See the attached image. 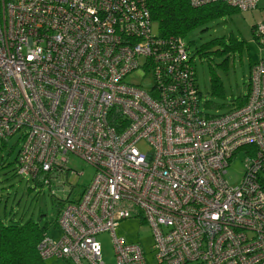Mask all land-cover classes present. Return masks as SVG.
Segmentation results:
<instances>
[{
	"label": "built area",
	"instance_id": "built-area-1",
	"mask_svg": "<svg viewBox=\"0 0 264 264\" xmlns=\"http://www.w3.org/2000/svg\"><path fill=\"white\" fill-rule=\"evenodd\" d=\"M212 1L246 11L259 0H190ZM153 25L145 0H0V138L19 136L17 174L51 185L72 170L69 154L94 168L81 194L58 199L59 232L37 252L104 264L96 236L108 232L116 264H151L115 233L139 217L154 264H264V60L241 105L205 114L185 42ZM254 32L264 44V24ZM239 151L246 168L231 186Z\"/></svg>",
	"mask_w": 264,
	"mask_h": 264
},
{
	"label": "rangeland",
	"instance_id": "rangeland-1",
	"mask_svg": "<svg viewBox=\"0 0 264 264\" xmlns=\"http://www.w3.org/2000/svg\"><path fill=\"white\" fill-rule=\"evenodd\" d=\"M253 24H264V0H259L251 10H239L231 16L213 18L190 29L183 36L184 42L188 44L187 51L193 56L196 83L201 94L199 108L203 113H225L244 101L248 92L250 66L264 60V45L257 37L258 32L255 33L254 28L252 29ZM152 30L153 33H158L155 23ZM261 37L264 35L260 34V39ZM222 38L223 42L220 41ZM232 40L241 41L242 44L239 48L233 47L229 54L220 53ZM212 42L214 44H210ZM201 47H206L205 54L197 52ZM211 68L221 78V86L217 92H212ZM125 80L133 83L140 81L147 88L151 85L150 76L140 77L135 73L126 76ZM18 140V134L7 138L3 143L0 139V216L4 218L5 213L19 223L31 218L41 226L49 223V233L58 234V227L52 224L56 215L55 199H63L71 188L70 197L81 194L92 179L94 168L75 154H69L66 165L72 170L67 175L63 173L60 180L51 185L37 186L31 178L13 173V167H16L14 158L20 147ZM138 147L142 151L148 150L143 142ZM246 163L243 151L234 154L229 161L224 176L231 186L241 182ZM115 233L123 236L128 243L141 244L150 263H155L152 230L146 222H142L139 217L122 220ZM96 238L101 246L103 263L116 264L111 234L102 232ZM45 264L68 263L62 259L49 258L45 259Z\"/></svg>",
	"mask_w": 264,
	"mask_h": 264
},
{
	"label": "trees",
	"instance_id": "trees-1",
	"mask_svg": "<svg viewBox=\"0 0 264 264\" xmlns=\"http://www.w3.org/2000/svg\"><path fill=\"white\" fill-rule=\"evenodd\" d=\"M145 4L150 12L151 19L157 27V34L163 37H180L182 41H184L183 36L190 29L198 25H203L213 18L231 16L239 11V9L224 1H212L194 6L190 0H145ZM256 25L253 24L252 29ZM220 41L223 42V38ZM210 44L214 43L212 42ZM241 44V41L232 40L229 46H226V49L220 53L225 52V55L229 54L233 47L239 48ZM185 45L188 48V44L185 43ZM205 49L206 47H201L197 52L205 54L207 52ZM189 55L193 58L190 53ZM224 61H226V58ZM252 65L250 66V70ZM211 71L212 92H217L221 86V78L213 68H211ZM243 100L245 101V98ZM0 139L2 143L7 140ZM17 155L14 158L16 166ZM13 173L17 174L16 167H13ZM44 177L46 175L40 173L31 179L37 186H43ZM55 201L56 215L52 223L53 226H57V220L62 206V202L57 201V199ZM1 202L2 200L0 199V204ZM5 216H7L5 213L4 218L0 216V264H45V259H42L37 252V243L45 233L49 232L50 224L46 223L41 226L32 218L19 223L18 221H13L12 216H7V219Z\"/></svg>",
	"mask_w": 264,
	"mask_h": 264
}]
</instances>
